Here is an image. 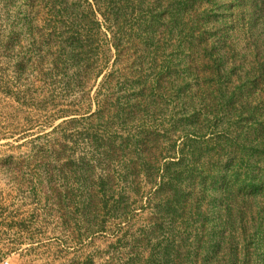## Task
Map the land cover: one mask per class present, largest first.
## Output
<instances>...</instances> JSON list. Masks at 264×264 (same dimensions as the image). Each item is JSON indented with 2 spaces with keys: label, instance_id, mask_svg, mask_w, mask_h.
I'll return each instance as SVG.
<instances>
[{
  "label": "rangeland",
  "instance_id": "rangeland-1",
  "mask_svg": "<svg viewBox=\"0 0 264 264\" xmlns=\"http://www.w3.org/2000/svg\"><path fill=\"white\" fill-rule=\"evenodd\" d=\"M5 263L264 264L262 0H0Z\"/></svg>",
  "mask_w": 264,
  "mask_h": 264
},
{
  "label": "trees",
  "instance_id": "trees-1",
  "mask_svg": "<svg viewBox=\"0 0 264 264\" xmlns=\"http://www.w3.org/2000/svg\"><path fill=\"white\" fill-rule=\"evenodd\" d=\"M262 3H264V0H262ZM80 35V34H79ZM77 40V39H76Z\"/></svg>",
  "mask_w": 264,
  "mask_h": 264
},
{
  "label": "built area",
  "instance_id": "built-area-1",
  "mask_svg": "<svg viewBox=\"0 0 264 264\" xmlns=\"http://www.w3.org/2000/svg\"><path fill=\"white\" fill-rule=\"evenodd\" d=\"M5 264H7V263H5Z\"/></svg>",
  "mask_w": 264,
  "mask_h": 264
}]
</instances>
